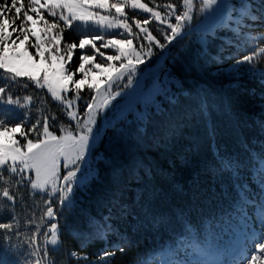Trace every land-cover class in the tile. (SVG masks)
Listing matches in <instances>:
<instances>
[{
  "label": "snow or ice",
  "instance_id": "6c2138e0",
  "mask_svg": "<svg viewBox=\"0 0 264 264\" xmlns=\"http://www.w3.org/2000/svg\"><path fill=\"white\" fill-rule=\"evenodd\" d=\"M150 3L152 7L141 0L0 2V136L13 133L12 147L0 143V264H62L57 254L63 249L62 237L67 225L61 221L76 213L81 205L80 197L90 194L104 173L121 180L107 199V215L100 219L89 217L87 231L75 229L73 237L81 248L89 241H105L107 246L96 254L102 264H108V257H114L117 251L124 254L137 243L129 235V228L167 236L169 243L162 249L159 264H264V108L256 125L259 139L255 142L238 123L234 125L238 151L215 146L216 128L209 127L214 147L211 165L205 171L216 181L215 185L204 187L194 179L190 187L186 186L175 175V161L166 168L140 162L126 176L120 162L132 139L167 148L183 119L195 115L210 121L212 103L201 92L188 87V80L208 60L212 41L220 39V33H232L226 43L237 51L251 48L250 54L233 57L235 63L230 69L235 86H241L242 74L259 78L264 84V68L257 67L264 59V33L255 32L264 27V0H161L160 3L150 0ZM41 9L51 17L58 16V21L50 23ZM124 9L148 15L142 18L133 15L130 20ZM41 21L45 26L43 38L34 30ZM59 21L68 28L73 21H79L85 29L91 23L102 30L123 31L113 33L119 39L97 34L81 39L79 45L67 43L65 54L58 55L62 30L50 40L47 37L53 29L60 28ZM153 21L166 25L157 29L162 39L147 27ZM30 35L36 37V43L31 45L35 49L33 60L47 51L48 57L64 63L65 56L70 60L74 49H84L87 45L93 52H82L77 71L86 78L93 69H116V76L109 79L123 80L127 75L126 87L133 84L138 66L155 56L148 68L158 65L156 69L140 70L151 81L143 97L144 110L116 105L109 115H102L121 93H111L109 84L105 89L107 95L101 96V89L89 84V92L94 95L85 100L83 118L79 117L74 107L82 98L85 78L73 80L74 72L63 67L59 70L61 79L66 78L74 85L75 95L68 98L67 93L72 89L66 84L57 82L54 87L47 72L39 76L23 71L14 63L21 57L6 54L10 42L24 43ZM189 37L196 41L194 52L191 47H182ZM142 39L148 41L146 50L142 43L139 48L132 46L133 40ZM97 40L103 41L99 48ZM54 45L57 55L50 50ZM100 48L113 49V54L106 56ZM97 54L102 62L85 70L84 62L94 61ZM217 55L218 62H223L225 58ZM109 61H121L119 68ZM45 62H49L47 58ZM21 77H26L27 82L21 83ZM33 86L46 89V93L33 89L21 95L18 91ZM185 94L190 109L181 112ZM49 95L63 106L58 111L67 122L52 111ZM260 103L264 105V97ZM129 112L133 114L131 120ZM172 112L175 116L170 115ZM157 114L162 117L161 128L149 139L146 124ZM57 128L59 135L53 131ZM180 156L188 168L191 161L183 153L177 154V158ZM225 236L235 239L221 243ZM88 260L89 254L73 248L64 253L63 264ZM134 264H146L144 256L138 255Z\"/></svg>",
  "mask_w": 264,
  "mask_h": 264
},
{
  "label": "trees",
  "instance_id": "16d2710c",
  "mask_svg": "<svg viewBox=\"0 0 264 264\" xmlns=\"http://www.w3.org/2000/svg\"><path fill=\"white\" fill-rule=\"evenodd\" d=\"M0 2H3V0H0ZM23 2L27 4V0H23ZM142 2L148 3L149 7L153 6L152 3H150V0H142ZM160 2L161 0H157V3ZM164 2H168V0H164ZM126 11L130 16L135 15L136 18H142L148 15L137 10L135 13L131 9H126ZM160 11L163 13L164 10L160 9ZM41 13L50 23L58 21V17L54 18L49 16L44 9H41ZM17 23H19V21H17ZM59 24L60 28L53 29L47 39L50 40L51 36L62 30V39L59 41V54L62 55H64L66 51L64 48L65 44L76 43L79 45L81 39H90L94 35L102 34L100 31L85 29L75 22L72 23L71 28L66 27L63 21H59ZM195 24L196 20L193 25L195 26ZM38 26L41 30L45 27L43 21H41ZM147 27L154 36L158 39H162V36L157 29L166 28V25L153 21ZM134 31L139 30L134 28ZM41 32L45 36V31L42 30ZM255 32L264 33V27L255 29ZM15 36L16 33H13V39H15ZM106 36L111 37V34H107ZM220 36V39L212 41L210 56L206 62H203V67L198 66V70L192 73L191 78L188 80V87L193 88L194 92H201V94L205 95L206 99L212 103L214 111L211 114L210 121H203L195 115L183 119L175 132L174 140L167 148L163 145L160 147H152L144 141L137 142L135 139L130 140L125 147L120 161L123 165L122 173L124 176H126L128 171L134 169L140 162L152 163L166 168L169 164L175 161V175L177 179L185 183L186 186L190 187L194 179L204 187L215 185L216 181L205 171V169L211 165L214 147L213 141L209 138V127L214 125L216 128L215 146L226 148L229 151L239 150L232 131L234 125L237 123L241 126L245 135L250 140L255 142L256 139H259L256 125H258L261 119V109L264 108V105L260 103L261 98L264 97V84L260 82L259 78H253L247 74H242V79L240 81L241 86L236 87L234 74L231 73L230 69V65L235 63L233 57L241 58L245 54H250L251 48L249 47L237 51L235 47L226 43L227 40L232 38L231 32H222L220 33ZM145 41L146 40H144V43ZM34 43H36V37L31 35L29 36V39L25 41L26 47L35 56V49L31 47ZM101 43H103V41L97 40L96 47L99 48ZM182 47H191L194 52L196 48L195 39L189 37L184 40ZM55 50L56 48L54 45L53 51ZM100 51L105 53L111 52L104 48H100ZM82 52L91 54L93 49L86 45L84 49L77 47L73 50L71 62H69L68 66L69 70H75V78L81 77L80 71H77V69L80 65V55ZM218 53L225 58L223 62H218ZM92 62H102V58L97 54L96 59ZM244 67H248V65H244ZM257 67L264 68V59L260 60ZM20 82H27V78L21 77ZM33 89L34 86L28 90L18 91L22 95L25 91H33ZM34 91L46 93L45 89H34ZM84 91L86 93H82L90 99L91 93L87 95L88 90L86 88ZM47 99L52 107V111L57 112V114L67 122L66 117H63L62 113L58 111L63 106L52 101L50 95ZM189 109L190 104L187 101V95L185 94V97L181 100L179 111L183 112ZM149 115H151V112ZM170 115L175 116V112L170 113ZM132 116L133 114L129 112V120L132 119ZM161 121L162 117L157 114L152 118L150 124H146V132L149 139L151 138L152 133L159 132ZM53 131H55L56 134H60L58 128L53 129ZM109 135H111L110 132ZM179 153L187 155L188 159L191 161L188 168L182 163L183 156L177 158V154ZM120 183V179L113 177L110 173H104L102 181L93 186L91 193L87 196L80 197L81 205L76 213L70 215L67 221H61L62 225H67L65 235L62 237L64 240L63 249L57 254V259L61 260L62 264L64 253L73 248L80 249L82 253L89 254V260L81 261L79 264H92L93 261H96V264H102V262L97 261L96 254L107 246L105 241H89L85 247L81 248L80 243L73 238L75 234L74 230L80 229L82 231H87L89 217L100 219L102 216L107 215V209L105 207L107 199ZM5 219H7L6 213ZM121 228L123 230V226H121ZM128 232L137 243L133 247L127 249L124 254L117 251L114 257H108V264H134L135 258L141 254L144 256L146 264H159L162 249L169 243L167 236L149 231L134 232L131 228L128 229ZM110 239H114V237H111ZM234 239L235 237L225 236L221 243H230ZM71 264H77V262L72 261Z\"/></svg>",
  "mask_w": 264,
  "mask_h": 264
},
{
  "label": "rangeland",
  "instance_id": "374dc122",
  "mask_svg": "<svg viewBox=\"0 0 264 264\" xmlns=\"http://www.w3.org/2000/svg\"><path fill=\"white\" fill-rule=\"evenodd\" d=\"M109 2H112V0H109ZM141 2H142V0H141ZM41 3H43V0H41ZM96 11H100V10H96ZM124 11L126 13H128L126 11V9H124ZM137 11H139V10H137ZM139 12H142V11H139ZM113 13H114V10H113ZM102 14H107V13H102ZM144 14H146V13H144ZM128 15H129V18L131 20L132 16H130L129 13H128ZM196 19L197 18L194 17L193 24H194ZM73 22L84 27L79 21H73ZM87 29L100 31L102 34L105 35L106 39H119L120 37L118 35H113V33H120L123 31L122 29L102 30V29L97 28L95 25H93L91 23L88 25ZM34 30L38 36H40L42 38L45 37L42 34V32H41L42 30L40 29V27L38 25L35 27ZM107 34H111V37H109V36L107 37L106 36ZM141 43L145 45V50H146V46L148 44L147 40L145 41V43H144V40L143 41L142 40L141 41L133 40L132 46L135 48H139ZM120 46L123 47L122 45H120ZM45 47H47L46 43H45ZM26 49H27V51H26ZM53 49H54V46L50 50L54 53V55H57L55 52L56 50L53 51ZM107 50H109L111 52H109V53L104 52L106 56L113 54V49H107ZM155 51L159 52V49H155ZM6 54L9 56L19 55L21 57L20 60L15 61L14 63L18 68H20L23 71L33 72L39 76H43L44 73L47 72L48 78H49V80L52 81L54 87L57 85V82L62 83V84H66L70 89H72V91L67 93L68 98H72L75 95L74 85L72 83H70L66 78L61 79L60 74H59V70L62 67L67 68L69 70L68 64H69V62H71V59L70 60L67 59L66 56H65V62L61 63V62H59L58 58L54 59V58L48 57L47 51H42L41 56L36 57V59L33 60L31 57H34V55L26 47L25 42L24 43L16 42V44L9 43V46L6 48ZM58 55H62V54H58ZM45 58H47L49 62H45ZM155 59H156L155 56L152 57L151 59H146L144 64H141L138 66L137 75L133 77V84L136 82V80L139 79V77L141 75L140 70L141 69L145 70L146 68H148V65L152 64V60H155ZM109 63H114L116 65V68H119L121 61H109ZM93 64H95V63L85 61V63H84L85 70L92 68ZM69 71L75 73V70H69ZM80 74H81V77H79V78H75V75H74L73 80H80L82 78H85L84 73L80 72ZM115 76H116V69H107V68H104L103 70L93 69L92 72L88 73L87 77L85 78V83L81 86L80 94H81L82 98L80 100L76 101V104L74 107V110H76L78 112L79 117L83 118L84 102H85V100L89 99V97L87 98L82 92L86 93L84 91L86 88L88 90L87 95L90 94L89 88H88L89 84H91L93 86H98L101 89V96L107 95V93H105V89H107L109 87V84H111V88L109 91L113 94L117 91L122 93L130 87V86H128V87L125 86L127 84V75L124 77L123 80L109 79V78H114ZM150 86H151L150 79H146L145 84L140 91H138L134 94H131L129 96L117 99L116 101H114L113 103H111L109 105V109L105 110L104 115L105 116L109 115L110 109H112V107L116 106V105H118L119 108H125L128 106H135L137 111H143L144 110L143 97L149 91ZM91 95H94V93H91ZM99 100H100V97H98V102H99ZM119 108H118V110H119ZM72 123L74 126V122H72ZM97 123L98 124L100 123L99 119H98ZM57 135H59V134H57ZM12 136H13V133H11V132L3 134L2 136H0V143H2L5 147H12L13 146ZM16 138L20 139L19 134H16Z\"/></svg>",
  "mask_w": 264,
  "mask_h": 264
},
{
  "label": "water",
  "instance_id": "95a60500",
  "mask_svg": "<svg viewBox=\"0 0 264 264\" xmlns=\"http://www.w3.org/2000/svg\"><path fill=\"white\" fill-rule=\"evenodd\" d=\"M169 47H171V45H170ZM157 67H158V65H154V66L152 67V69L146 68V69H145V72H151V71H153L154 69H156ZM132 86H133V85H132ZM132 86H130L126 91L122 92V93H121V96H117V97H116V100L131 95V94L133 93V90H132L133 87H132ZM116 100H113L111 103H113V102L116 101ZM105 110H106V109H105ZM105 110H104V112H105ZM104 112H103L102 115H104Z\"/></svg>",
  "mask_w": 264,
  "mask_h": 264
},
{
  "label": "bare ground",
  "instance_id": "6f19581e",
  "mask_svg": "<svg viewBox=\"0 0 264 264\" xmlns=\"http://www.w3.org/2000/svg\"><path fill=\"white\" fill-rule=\"evenodd\" d=\"M145 71V70H144ZM137 81H140V84H137ZM145 81H146V79L144 78V76L141 74L140 75V77H139V79L138 80H136V82L133 84V88H132V90H133V93L132 94H134V93H136V92H138V91H140L142 88H143V86H144V84H145Z\"/></svg>",
  "mask_w": 264,
  "mask_h": 264
}]
</instances>
